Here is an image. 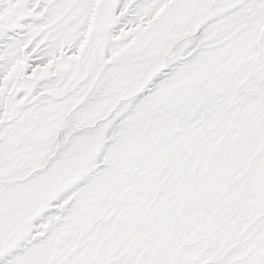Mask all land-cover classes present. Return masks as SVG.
Returning <instances> with one entry per match:
<instances>
[{
	"label": "snow or ice",
	"instance_id": "snow-or-ice-1",
	"mask_svg": "<svg viewBox=\"0 0 264 264\" xmlns=\"http://www.w3.org/2000/svg\"><path fill=\"white\" fill-rule=\"evenodd\" d=\"M0 264H264V0H0Z\"/></svg>",
	"mask_w": 264,
	"mask_h": 264
}]
</instances>
